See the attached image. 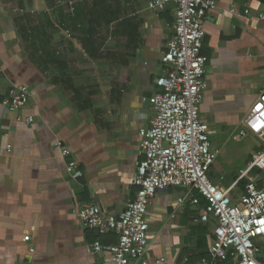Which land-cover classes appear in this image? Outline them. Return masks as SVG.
Wrapping results in <instances>:
<instances>
[{
	"label": "crops",
	"instance_id": "crops-1",
	"mask_svg": "<svg viewBox=\"0 0 264 264\" xmlns=\"http://www.w3.org/2000/svg\"><path fill=\"white\" fill-rule=\"evenodd\" d=\"M97 1L0 0V264H114L94 245L115 246L118 236L84 228L78 210L94 203L119 217L135 200L133 178L144 159L139 132L155 117L176 6L157 14L148 0ZM204 30L208 89L200 120L219 152L209 178L237 203L248 163L264 149L256 136L240 134L264 91V0H217ZM14 86L29 88L31 100L9 113L1 100ZM248 137L255 144L242 154L246 169L222 172L225 147ZM206 205L196 190H159L147 214V253L135 264L209 257L217 223L201 220Z\"/></svg>",
	"mask_w": 264,
	"mask_h": 264
},
{
	"label": "built area",
	"instance_id": "built-area-1",
	"mask_svg": "<svg viewBox=\"0 0 264 264\" xmlns=\"http://www.w3.org/2000/svg\"><path fill=\"white\" fill-rule=\"evenodd\" d=\"M171 4L176 6L173 35L162 54L164 74L156 79L158 91L152 99L155 117L149 128L139 132L144 159L138 163L133 178L135 200L119 217L107 214L98 204H84L78 210V218L84 228L100 235L112 232L118 236L115 246L97 242L95 251L109 252L114 264H135L147 253V214L156 193L170 187H186L198 191L207 202L201 220L208 223L214 218L217 223L209 257L198 264H264L255 243L256 238L264 237V185H259V175L253 176L254 170L264 171V149L255 152L248 163L244 173L248 183L239 202L232 201L209 178L219 152L211 149L209 127L200 120V105L208 89V59L202 48L204 20L216 8L217 0H148L149 10L157 14L166 12ZM228 12L235 14L236 10ZM30 100L29 88L14 86L1 104L11 113L26 108ZM27 121L31 123L34 118ZM243 123L241 136L252 134L264 146V91ZM10 149L8 146L7 151ZM61 154L68 156L70 152L61 149ZM184 202L185 198L179 200L180 204ZM193 203L198 204L199 200L193 199Z\"/></svg>",
	"mask_w": 264,
	"mask_h": 264
},
{
	"label": "rangeland",
	"instance_id": "rangeland-1",
	"mask_svg": "<svg viewBox=\"0 0 264 264\" xmlns=\"http://www.w3.org/2000/svg\"><path fill=\"white\" fill-rule=\"evenodd\" d=\"M251 137H252V135H251ZM254 144H255L254 141L250 137L244 138L240 142H236L234 140H231L229 142V144L225 147V149L222 152L221 157L219 159L220 162L223 161V164H222L223 169L221 171L224 173H230L232 171H239V169L242 167L244 169H246V165H245V162L243 161L244 158L242 157L243 156L242 154L244 151L253 150ZM232 149L240 150L241 154L231 156L229 154V152ZM229 157H232L233 160L231 161V159H229ZM256 171H258V169ZM260 172H261V174H264V171H260ZM255 242L257 244L261 245L262 247H264V237L256 238Z\"/></svg>",
	"mask_w": 264,
	"mask_h": 264
},
{
	"label": "trees",
	"instance_id": "trees-1",
	"mask_svg": "<svg viewBox=\"0 0 264 264\" xmlns=\"http://www.w3.org/2000/svg\"><path fill=\"white\" fill-rule=\"evenodd\" d=\"M98 1L97 0H94V2H93V4H95V6H97L98 5ZM103 4V3H102ZM262 147H263V145H262ZM253 174H256V175H260V182H259V185L260 186H263L264 185V174H261V172L258 170V171H256V170H254L253 171ZM248 182V180L246 179V180H244L243 181V186L244 185H246V183Z\"/></svg>",
	"mask_w": 264,
	"mask_h": 264
}]
</instances>
